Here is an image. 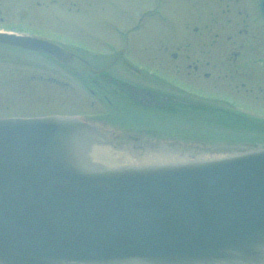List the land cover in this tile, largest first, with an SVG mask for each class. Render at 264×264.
<instances>
[{
  "label": "water",
  "instance_id": "1",
  "mask_svg": "<svg viewBox=\"0 0 264 264\" xmlns=\"http://www.w3.org/2000/svg\"><path fill=\"white\" fill-rule=\"evenodd\" d=\"M0 264H264V149L118 145L74 118L0 120Z\"/></svg>",
  "mask_w": 264,
  "mask_h": 264
},
{
  "label": "rangeland",
  "instance_id": "2",
  "mask_svg": "<svg viewBox=\"0 0 264 264\" xmlns=\"http://www.w3.org/2000/svg\"><path fill=\"white\" fill-rule=\"evenodd\" d=\"M19 1L4 0V3L17 9L14 8V5ZM72 1L24 0L25 12L19 13V15L16 13L15 17L8 12V10L11 11L10 8H0L2 17L6 16L8 22L17 23L5 25L4 28H8L7 30L14 28L13 30L24 33L42 30L46 36L53 37L49 33L57 25L60 32L55 31V33L64 35L60 36V39L74 42L92 52L86 58L93 57L88 60V63L94 67L93 70H101L106 64L115 63L111 60L116 57L113 51H116V54L121 53L123 46L127 47L123 53L130 64L134 66L132 68L138 79L133 78L127 68L118 67V63H115V67L112 68L114 75L125 76L131 81L134 80L135 85L139 84L142 88L153 89L156 93L170 97L172 100L182 101L176 102L181 107L177 108L178 114L169 108L168 113L164 111L167 119L156 117L161 114V112H156V115L151 114L150 117L139 121L140 125L144 124L142 126L148 122L157 123L161 132L168 133L149 135V138L157 143L160 141L171 145L176 143L180 147L204 149L212 154H216V151L219 150V153L226 154L229 151L231 153L235 150L264 145V74H260L262 66H264L263 61H258V63H255L254 60L251 61L253 71H255L254 75L246 79H239L238 75L231 76L233 71L230 62L227 61V56L226 58L222 56L220 61H212L216 64L214 72L211 71V67L201 69L204 73H211L210 77L187 79L185 78L186 74H192L194 71H187V64L183 65L184 62L180 59L172 61L170 56L166 57L164 54L178 53V48L181 49L182 54L190 53L193 48L192 45L188 46V43H191L192 40L185 39L179 43L170 42L169 46L166 45L168 47H161L165 41L164 37L161 36L155 42L156 45H151L152 40L149 39V35L156 29L170 35L168 26L171 28V24L174 23H177V27L183 32L188 21L199 22L194 14L187 15L183 10L175 12L170 7L173 5V1L170 0L168 10L161 13L166 17L167 23L161 24L159 19L153 20L155 23H152L151 26H148L150 27L148 30L141 33V39L134 47L126 46L124 43L119 45L117 34L112 33L113 29L104 27L103 18L106 16L104 12L108 10V6H122L125 10H129L133 5H137L136 2L109 0L107 3L102 2V7L104 6L105 9L101 10L98 7H91V2H88L91 0H74L75 4L81 7L80 13H77L75 9L72 11L69 9ZM155 3H159V0H156ZM18 11L21 12V10ZM20 16L25 19H19ZM112 20L116 21L115 18ZM72 24L76 26L73 29L74 31L76 29L74 33ZM258 25L264 33V27H261L260 23ZM191 27L189 25L187 30L191 31ZM56 29L58 30V28ZM88 35L90 38L87 37ZM79 36L82 39L78 38ZM262 37L264 39V34ZM220 42L213 47H205L206 52L228 54L235 48L224 41L222 44ZM181 45H183L182 48ZM262 46L264 47V41H262ZM258 52H263V48ZM192 61L187 63L191 64ZM78 70L80 68L77 66L75 72L79 74ZM176 70L180 73L175 72ZM78 74L75 77L68 69L62 70L48 58L25 55L0 47V119L50 114H76L86 117L93 105L100 109H96L97 111H102L105 114L104 108L88 92L87 87L90 82L86 81L85 75ZM40 77L44 81L39 80ZM48 78L65 82L74 89L47 82ZM101 81L103 80L100 79L99 82ZM241 82L246 83L244 88L240 87ZM120 94L122 95V93ZM246 116L251 119L245 120L248 118ZM139 132V137L142 140L148 138L142 131ZM118 144L128 145L131 142H118Z\"/></svg>",
  "mask_w": 264,
  "mask_h": 264
},
{
  "label": "flooded vegetation",
  "instance_id": "3",
  "mask_svg": "<svg viewBox=\"0 0 264 264\" xmlns=\"http://www.w3.org/2000/svg\"><path fill=\"white\" fill-rule=\"evenodd\" d=\"M108 1L109 0H91L88 2H91V7H98L99 9L101 8V10H104L105 7H102V2L107 3ZM132 1L136 2L137 5H133L129 10H125L122 6H108V10L104 12L106 16L103 18V21H105L103 25L106 29H114L116 31L119 45L124 43L126 46L135 47L141 39V33L148 30L150 28L148 26H151L152 23H155L153 20L157 21L159 19L160 21H163V23L167 21L166 17L161 13L168 10L170 0H159V3H155L156 0ZM172 1L173 5H170L171 9H174L175 12L183 10L187 15L194 14V17L198 18L199 22L194 23L188 21L183 32L179 30L177 23L171 24V28L168 26V31H170L171 36L156 29L154 33L149 35V39L152 40L151 45H156L157 43L155 44V42L163 36L165 41H163L162 47L166 45L169 46L170 42L179 43L183 42L185 39L192 40L191 43H188V46L192 45L193 48L190 53L182 54L180 52L181 49L178 48V53L164 54L166 57L170 56L169 58L172 61L180 59L184 62L183 65L187 64V71H194L192 74H186L185 78L210 77L211 73L206 71V73H204L203 70L205 67H211V71L214 72L216 70V64L214 62L220 61L222 56L225 58L227 56L226 59L230 62L233 71L231 75L232 77L238 75L239 79H246L247 77H252L254 75L255 71H253L254 68L251 65V61L254 60L255 63H258V61L264 62V47L262 46V41H264L262 36L264 33L258 25V23H260L261 27H264V18L258 12V0ZM23 2L24 0L17 2V4L14 5V8L17 9H13L10 4L4 3V0H0V8H10L11 11L8 10V12L15 17L16 13L19 15V13L25 12ZM54 2H58V0H54ZM69 9L70 11L75 9V12L80 13L79 11L81 7L76 5L73 0ZM18 10H21V12ZM1 14L2 12L0 11V32L19 36L30 35L56 42L67 51L75 54L74 64L83 63V66L88 68L89 74L87 75V81L90 82L88 91L92 95V98L100 103V106L104 108L106 112L103 114L102 111H97L96 109H100L93 105L90 109V113L87 115V117L90 118L88 119L89 121H99L100 124H102L101 126L107 131H110L111 136L117 140H138L140 139L139 131H142L143 133L155 128L152 124H145L142 130L138 121L139 114L141 111H157L163 109L169 103L170 98L167 96H161V94L156 93L153 89L142 88L137 83V85H135L134 80L131 81L125 76L121 75L119 77L118 75H114L112 68L115 66V63H118V67L124 68V48L121 53L119 52L115 54L116 57L111 59L112 62L115 63L105 65V67L101 69V71H103L102 73L95 74L96 72L93 71L91 64L86 60V56L92 52L82 47H74V42L70 43L69 41L60 39V36L63 37L64 35L62 33H55V31L60 32V28L57 27L56 24H54L56 25L55 29H53L54 32L52 31L49 33L53 37L46 36L42 33V30H39L40 32L35 31L32 33L20 32L13 30L14 28H9V30H7L8 28H4L5 25L17 23L8 22L7 17H2ZM113 18H115L116 21H113ZM19 19L23 20L25 18L20 16ZM51 24L53 25V23ZM189 25L192 26L191 31L187 30L189 29ZM72 27L73 33L76 32V29L75 31L73 30L76 26L72 24ZM56 28H58V30ZM87 37L90 38V35ZM78 38L82 39L81 36ZM223 41L234 46V50L228 54H212L206 52L205 47H213L218 45L219 42L222 44ZM0 47L5 50L19 52L25 55H40L23 50L20 47L9 45H0ZM180 47L182 48L183 45ZM262 48L263 52H258V50ZM166 50H168V48H166ZM130 56L135 58L132 54H130ZM190 61H192L191 64H188ZM212 61L214 62L212 63ZM132 67L134 68L133 65L127 67V71L133 78L138 79V76ZM69 69L71 71L73 67H69ZM175 72L178 74L180 73L178 70ZM260 74H264V66H262ZM100 79L103 81L99 82ZM39 80L44 81L42 77H40ZM46 81H50L58 86H64L65 88H71L70 85L68 86L65 82L59 80L56 81V79L48 78ZM104 83L105 85H102ZM244 86H246V83L241 82L240 87L244 88ZM120 93H122V95Z\"/></svg>",
  "mask_w": 264,
  "mask_h": 264
},
{
  "label": "bare ground",
  "instance_id": "4",
  "mask_svg": "<svg viewBox=\"0 0 264 264\" xmlns=\"http://www.w3.org/2000/svg\"><path fill=\"white\" fill-rule=\"evenodd\" d=\"M103 156H104V158L102 160L105 161V162H108L109 159L108 158H105V154ZM98 157H100V154H98L96 152H93L91 159H93V161H98L100 158H102V157H100V158H98ZM138 163L143 164V165H146V164L151 163V162H149L148 160H142V161H140ZM125 166H131V165L130 164H126ZM106 167H109V166L107 165ZM139 167H144V166H139ZM144 169H146V168H144ZM132 171H137V170H135L134 168H132Z\"/></svg>",
  "mask_w": 264,
  "mask_h": 264
}]
</instances>
